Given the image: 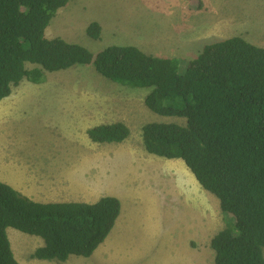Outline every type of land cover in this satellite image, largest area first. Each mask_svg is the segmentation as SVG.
I'll use <instances>...</instances> for the list:
<instances>
[{"label": "trees", "instance_id": "1", "mask_svg": "<svg viewBox=\"0 0 264 264\" xmlns=\"http://www.w3.org/2000/svg\"><path fill=\"white\" fill-rule=\"evenodd\" d=\"M71 1L0 0V102L24 80L42 84L46 73L78 65H93L122 86L151 89L145 106L185 124H145V151L183 161L228 218L210 240L214 264H264V48L231 37L205 44L186 63L136 46H110L94 56L76 43L46 37L51 20ZM101 31L97 22L86 29L95 40ZM87 135L93 143L117 145L130 130L123 123L104 124ZM121 210L109 196L94 203H37L0 182V264H19L9 228L43 240L31 260L90 258Z\"/></svg>", "mask_w": 264, "mask_h": 264}, {"label": "rangeland", "instance_id": "2", "mask_svg": "<svg viewBox=\"0 0 264 264\" xmlns=\"http://www.w3.org/2000/svg\"><path fill=\"white\" fill-rule=\"evenodd\" d=\"M93 22L102 27L98 40L86 33ZM46 37L76 43L94 56L110 46H136L149 55L186 63L205 44L231 37L264 48V0H74L56 13ZM150 91L114 83L93 65H78L46 73L42 84L24 80L0 102V169H5V159L10 170L18 164L55 166L59 157L51 154L66 147L74 134L71 147L82 149L76 161L91 158L94 183L103 180V189H88L86 197L76 199L95 201L108 186L107 196L121 202L118 226L95 257L70 256L63 264H204L198 256L214 264L210 240L228 218L221 214L218 200L198 183L204 197L190 192L194 176L183 161L145 151V124H185L184 119L149 110L144 100ZM113 123L129 128L125 142H91L89 129ZM67 131L70 136L60 144ZM74 197L70 194L68 200ZM199 229L203 234L197 241L193 234ZM8 238L21 264L31 263L28 256L43 245L41 238L12 228Z\"/></svg>", "mask_w": 264, "mask_h": 264}, {"label": "crops", "instance_id": "3", "mask_svg": "<svg viewBox=\"0 0 264 264\" xmlns=\"http://www.w3.org/2000/svg\"><path fill=\"white\" fill-rule=\"evenodd\" d=\"M213 42L216 41H212L211 43ZM66 133L68 134L65 137H63L60 144H63L65 142L66 138L70 136L71 131H67ZM71 143L72 144L74 143V134L69 139L66 147H71ZM64 148L59 149L60 151L58 152L55 150V153L51 154L52 157L58 154L57 156L59 157V159L56 161L57 165L55 166L49 165L46 167H42L43 163H41L40 165L36 164L33 166H28L26 164H22V165L18 164L12 167L13 170L12 171L8 169L7 166H9L8 165L9 161H6L5 159L3 161V164L5 165V169H0V182L10 186L14 190L19 192L23 196L28 197L34 202L44 203V204L71 203V202L94 203L98 199L109 195L108 186H106L104 190H106L107 192L104 193V195L101 194L99 198L96 199L95 201L84 202L76 199V198L82 199L86 197L84 192L86 193L87 192L86 190L88 189L89 190H96V189L98 190V188L103 189V184L101 183L103 180L102 179L99 181L96 180V182L94 183V174L96 171L95 170L93 171V160L91 158H88L81 162L76 161L77 160L76 156H79L82 149L75 148V145L74 147L72 146L69 149H64ZM191 179L193 181L191 182L193 189L190 192L196 193L197 195L200 194L201 196L204 197L205 194L200 191L199 188L200 186H198L197 184L198 182H196L192 177ZM32 189H34L33 192L31 191ZM70 194L75 195L73 200H68V195ZM122 211L123 208L121 210V215L119 216L114 229H116V227L118 226V222L122 216ZM173 220L177 223H182V220L179 219L178 217L176 218L173 217ZM209 222L211 223V220ZM200 228L203 227L200 226ZM9 229L7 230L8 237H9ZM200 231H201L200 229L196 230L193 234V237L196 238L197 241L198 238L203 234V232ZM20 238L22 239V237ZM9 241L11 244V248H13L10 239ZM185 244L188 246V240L185 241ZM203 244L204 241H202V245ZM103 245L105 244H102L100 247H103ZM12 251L15 254V251L14 250ZM96 251L90 257L91 259L95 257ZM32 253L28 256V260H30L31 263L25 262L24 264H32L33 262H35V260L30 259ZM14 256H16V254ZM199 259H201L202 262L206 264L204 258L198 256L197 260L199 261ZM17 261L19 260L17 259ZM18 263L21 264L20 261ZM150 264H156V263L151 262Z\"/></svg>", "mask_w": 264, "mask_h": 264}]
</instances>
